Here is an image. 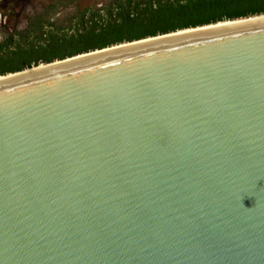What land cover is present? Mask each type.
I'll return each mask as SVG.
<instances>
[{"label": "water", "instance_id": "1", "mask_svg": "<svg viewBox=\"0 0 264 264\" xmlns=\"http://www.w3.org/2000/svg\"><path fill=\"white\" fill-rule=\"evenodd\" d=\"M69 57L0 75V264H264V18Z\"/></svg>", "mask_w": 264, "mask_h": 264}, {"label": "trees", "instance_id": "2", "mask_svg": "<svg viewBox=\"0 0 264 264\" xmlns=\"http://www.w3.org/2000/svg\"><path fill=\"white\" fill-rule=\"evenodd\" d=\"M111 8L115 10L113 13ZM53 9L42 13L40 22L39 19L29 21L25 32L37 26L38 38L43 24H50L54 31L72 24L76 25L75 33L68 36L50 34L47 43H24L23 35L22 41L14 43L11 49L8 48L10 41L0 42V75L148 36L262 15L264 0H115L105 10L106 18L99 23L94 10L88 13L75 10L69 16L50 21L48 16Z\"/></svg>", "mask_w": 264, "mask_h": 264}, {"label": "flooded vegetation", "instance_id": "3", "mask_svg": "<svg viewBox=\"0 0 264 264\" xmlns=\"http://www.w3.org/2000/svg\"><path fill=\"white\" fill-rule=\"evenodd\" d=\"M63 1L66 0H0V42L10 41L11 44L8 48L11 49L14 43L22 41L23 35L24 43L29 41L47 43L50 34L54 36L59 33L64 36L74 34L76 25L72 24L70 27L63 26L57 31H54L50 24H43V31L38 38L36 37L39 34L37 26L29 32H25V29L28 28L31 20L39 19L40 22L42 13L44 14L51 7L54 9L48 16L50 21H56L60 17L72 14L75 10L85 11V13L94 10L97 11V15L94 17L99 23L106 18L105 10H108L115 0H69L62 4ZM56 2L61 4H55ZM110 11L113 13L115 10L111 8Z\"/></svg>", "mask_w": 264, "mask_h": 264}, {"label": "bare ground", "instance_id": "4", "mask_svg": "<svg viewBox=\"0 0 264 264\" xmlns=\"http://www.w3.org/2000/svg\"><path fill=\"white\" fill-rule=\"evenodd\" d=\"M262 18H264V14H262V15L260 14L258 16H252V17H248V18L236 19V20H229V21H222V22L219 21V22L211 24V25H204V26H200V27L183 29V30H179V31H176L173 33H168L165 35H157L155 37H147L144 39H139L137 41H132V42H128V43L124 42V43L118 44L116 46H110L108 48L106 47V48H103L100 50H95V51L88 52V53L86 52L84 54L81 53L80 55L77 54V56L86 55V54L95 53V52H100V51H105V50H110V49H115V48H120V47H124V46H129V45H133V44H137V43H141V42H145V41H150V40H154V39H158V38H162V37H166V36H171V35H176V34H181V33H187V32H191V31H198V30H203V29H208V28H214V27H219V26H225V25H230V24H236V23H241V22H246V21L262 19ZM77 56L75 55V56H72L69 58H73V57H77ZM69 58H66V59H69ZM63 60H65V59H63ZM54 62H57V61H54ZM47 64H49V63H47ZM42 65H45V63L44 64H38L37 66H32V68L42 66ZM28 69H31V68H28ZM24 70H22V71H24ZM9 74H13V73H8L6 75H9ZM6 75H3V76H6ZM0 77H2V76H0Z\"/></svg>", "mask_w": 264, "mask_h": 264}, {"label": "rangeland", "instance_id": "5", "mask_svg": "<svg viewBox=\"0 0 264 264\" xmlns=\"http://www.w3.org/2000/svg\"><path fill=\"white\" fill-rule=\"evenodd\" d=\"M40 64H44V63H40ZM28 68H29V67H27L26 69H28ZM30 68H32V67L30 66ZM24 69H25V68H24ZM26 69H25V70H26Z\"/></svg>", "mask_w": 264, "mask_h": 264}]
</instances>
